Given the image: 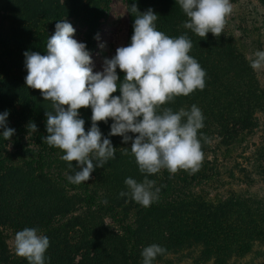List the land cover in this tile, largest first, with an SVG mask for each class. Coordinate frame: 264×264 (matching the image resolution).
<instances>
[{"label":"rangeland","instance_id":"rangeland-1","mask_svg":"<svg viewBox=\"0 0 264 264\" xmlns=\"http://www.w3.org/2000/svg\"><path fill=\"white\" fill-rule=\"evenodd\" d=\"M88 1L0 0V113L9 111L8 123L22 125V143L41 154L45 164L44 171L38 170L36 155L19 152L13 137L0 136V264H29L14 248L16 232L26 227L49 237L46 264H142L141 252L151 244L166 249L153 264H264V67H250L255 52L264 50V0H230L233 11L222 39L211 32L201 38L186 29L188 17L176 0L136 3L141 12L152 8L157 13V29L166 35L187 34L193 43L189 54L206 71L203 90L157 109L190 111L195 104L202 110L201 167L194 174L162 169L148 176L160 188L150 207L119 196L127 191V177L144 179L131 141L123 143L120 135L110 137L115 159L96 168L83 188L59 179L74 174L77 162L70 169L61 159L64 152L43 142L45 112L52 104L25 83L23 53L45 43L58 20L71 22L75 38L87 43L93 71L102 70L104 58L127 45L130 0H104L107 9L96 26L88 23ZM242 74L253 83L255 96L245 114L228 118L233 90L224 87L233 76L241 83ZM89 108L80 109L86 131ZM29 122L37 124V132H29ZM98 123L107 135L111 119Z\"/></svg>","mask_w":264,"mask_h":264},{"label":"clouds","instance_id":"clouds-1","mask_svg":"<svg viewBox=\"0 0 264 264\" xmlns=\"http://www.w3.org/2000/svg\"><path fill=\"white\" fill-rule=\"evenodd\" d=\"M176 4L188 17L183 26L201 38H207L209 32L216 37L225 33L227 18L233 11L230 0H176ZM138 12L130 43L118 47L112 57H105L100 71H93L91 51L86 42L75 38L76 29L67 19L56 22L55 32L46 42V54L26 50L23 55L26 86L39 89L44 100L52 104V110L45 112L48 135L43 142L61 149V159L69 162L70 169L73 161L77 162L67 180L75 185L87 182L96 168L115 159L116 148L110 137L120 135L123 143L131 141V153L144 179L138 182L127 177V191L119 196H130L150 207L158 200L160 188L154 187L155 181L148 176L162 169L171 174L179 170L194 174L201 167L204 153L198 132L204 127L202 110L195 104L190 111L157 109L177 96L203 90L206 71L189 54L193 43L187 34L166 35L157 29L158 15L152 8L141 12L132 3L129 13ZM254 57L250 67H264V50H257ZM117 69L124 73L123 79ZM117 89L120 94L113 95ZM82 107L92 110L87 131ZM9 114L7 110L0 113V136L7 141L16 132L8 126ZM109 119L112 123L105 135L98 122L108 123ZM27 128L29 132L38 131L35 122H29ZM49 247V237L37 228L26 227L15 234V254L29 264H46ZM165 253L159 244L146 246L141 252L142 264H153L158 255Z\"/></svg>","mask_w":264,"mask_h":264},{"label":"trees","instance_id":"trees-1","mask_svg":"<svg viewBox=\"0 0 264 264\" xmlns=\"http://www.w3.org/2000/svg\"><path fill=\"white\" fill-rule=\"evenodd\" d=\"M138 0H130V6L132 5V3H137ZM106 2L104 0H89L88 3L84 6V10L88 19V23L92 24V25H98L100 19L102 18V16L104 15L107 6ZM140 13H136V14H130V27H129V33H128V38H127V44L130 43V39L131 36L133 34V23L135 20V15H139ZM212 34V33H211ZM213 37H215L214 35H212ZM221 37V39L223 38V33L219 36ZM216 39L213 38V41L215 42ZM219 41V40H217ZM221 41V40H220ZM47 42V41H46ZM46 42L39 45V47L37 48H33L31 49V51H36L39 52L41 54H46L47 49H46ZM230 48V45H228ZM230 56L231 55H227ZM234 57V56H233ZM120 78L123 79L122 75L124 74L123 72H121L119 69H117ZM243 78H242V82L240 83L239 80L240 78H235V76H233L231 79H228V84L227 85V89L224 87L225 92L227 90H233L230 93V98L232 100V107L230 108L231 112H229L228 114V118H232V119H236V118H240V116L244 113H246V109L249 103H251L253 97L255 96L254 94V86L253 83L250 81H247L246 75L242 74ZM119 89H117V92L113 93V95H118L119 93ZM262 92V91H261ZM264 93V91H263ZM224 94V93H223ZM261 96H264V94H262ZM260 96V97H261ZM225 107V106H224ZM233 108V109H232ZM91 109V108H89ZM221 112H223V108L220 109ZM224 113L226 114V109L224 110ZM234 114H236V117L234 118ZM247 118H249V116L247 115ZM9 127L15 128L16 132L13 135V142L15 147L18 149L19 152L26 154V155H36L37 158V169L40 171H44L45 170V164L42 161V156L41 154H39L38 152H36L35 150H32L30 148H27L21 141L20 139V133L23 129L22 125L19 123H8ZM2 131V130H0ZM59 179L63 180L66 182V184L68 186H70L73 189H78V188H83V184H79V185H75L70 183L67 178H62L61 176H58ZM85 192H86V197L89 200H93V196L89 193V186L86 185L85 187Z\"/></svg>","mask_w":264,"mask_h":264}]
</instances>
